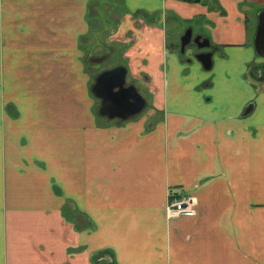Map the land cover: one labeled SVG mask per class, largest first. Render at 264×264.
Here are the masks:
<instances>
[{
  "label": "crops",
  "instance_id": "1",
  "mask_svg": "<svg viewBox=\"0 0 264 264\" xmlns=\"http://www.w3.org/2000/svg\"><path fill=\"white\" fill-rule=\"evenodd\" d=\"M261 14L264 0H0V264H264ZM189 30L210 70L175 51ZM101 47L118 48L107 68L90 61ZM117 68L146 101L127 120L93 92ZM173 189L193 216L167 215Z\"/></svg>",
  "mask_w": 264,
  "mask_h": 264
},
{
  "label": "water",
  "instance_id": "2",
  "mask_svg": "<svg viewBox=\"0 0 264 264\" xmlns=\"http://www.w3.org/2000/svg\"><path fill=\"white\" fill-rule=\"evenodd\" d=\"M182 40V49L192 41L191 30L187 31ZM199 48L210 47L209 41L200 42L195 40ZM257 55L264 58V14L259 18V27L255 39ZM198 60L206 70L212 67V53L201 54ZM127 70L118 68L102 73L96 80L93 92L101 100L100 115L110 119L119 118L127 120L142 112L146 108V101L138 94L133 86L125 87Z\"/></svg>",
  "mask_w": 264,
  "mask_h": 264
},
{
  "label": "built area",
  "instance_id": "3",
  "mask_svg": "<svg viewBox=\"0 0 264 264\" xmlns=\"http://www.w3.org/2000/svg\"><path fill=\"white\" fill-rule=\"evenodd\" d=\"M179 191L173 189L170 192V200L167 206V215L171 218L180 215L193 216L195 213V201L191 196H179Z\"/></svg>",
  "mask_w": 264,
  "mask_h": 264
},
{
  "label": "rangeland",
  "instance_id": "4",
  "mask_svg": "<svg viewBox=\"0 0 264 264\" xmlns=\"http://www.w3.org/2000/svg\"><path fill=\"white\" fill-rule=\"evenodd\" d=\"M122 4H123V2L121 3V5H122ZM116 21H117V20H116ZM114 23H115V22H114ZM116 24H117V23H116ZM172 28H173L172 25H169V26L167 27V29L169 30L170 35H172V32L174 31V30H172ZM184 29H185V28L182 26V31H183ZM194 33L198 35V30H197V28H195ZM183 36H184V35H183ZM180 38H181V35H180ZM178 42H179V40H178ZM170 43H171L172 45L175 44V42H174L173 39L170 40ZM178 44H179V43H178ZM178 44L175 45V47L178 46ZM175 47H174V48H175ZM117 49H118V48H117ZM117 49H116V47H111V50H106L105 53L102 54V52H103V48H102V47L99 49L98 52H96V50H95V48H94L93 50H94L96 53H98V55H101V56H96V55L92 56V55H90V61H91V62H95V63L97 62V63H99V64H101V65H102V63H103L104 67L107 68V67H109V64H108L107 62H105V61L108 60V56H109V58L111 57V55L113 54L112 52L116 53V52H117ZM111 51H112V52H111ZM185 57H187L189 61L193 60V58L188 57V55H186ZM260 58H262V57H260ZM195 60L199 61L198 59H195ZM116 62H120V61L116 58ZM199 62H200V61H199ZM119 64H120V63H119ZM139 87H140V86H139ZM100 107H101V105H100ZM99 109H100V108H99ZM98 120H99V121H102V118H98ZM102 122H105V120L102 121Z\"/></svg>",
  "mask_w": 264,
  "mask_h": 264
},
{
  "label": "flooded vegetation",
  "instance_id": "5",
  "mask_svg": "<svg viewBox=\"0 0 264 264\" xmlns=\"http://www.w3.org/2000/svg\"><path fill=\"white\" fill-rule=\"evenodd\" d=\"M185 35V34H184ZM184 36H182L181 38H179V44L178 46H176L174 49L175 51L177 52V54L182 57L185 61L188 60L187 57H185L186 55H188L189 57V54L188 52L191 51L192 53L190 54V58H193V59H198V56L201 55V54H208V53H212V52H209L207 50V48H199L198 45L195 43V39L192 38V41L190 42V44L184 49H182V38ZM210 49V48H209ZM213 56V54H212ZM118 69V68H117ZM127 77V75H126ZM127 81H126V84H125V87H129V85H127ZM133 85V84H132ZM130 85V86H132ZM101 108V107H100ZM131 118V117H130ZM129 119V118H128Z\"/></svg>",
  "mask_w": 264,
  "mask_h": 264
},
{
  "label": "trees",
  "instance_id": "6",
  "mask_svg": "<svg viewBox=\"0 0 264 264\" xmlns=\"http://www.w3.org/2000/svg\"><path fill=\"white\" fill-rule=\"evenodd\" d=\"M108 253H109V252H108ZM101 255H102V254H100L98 257H96V258H95V261L99 260V259L101 258Z\"/></svg>",
  "mask_w": 264,
  "mask_h": 264
}]
</instances>
